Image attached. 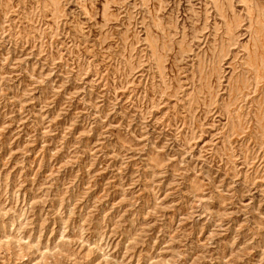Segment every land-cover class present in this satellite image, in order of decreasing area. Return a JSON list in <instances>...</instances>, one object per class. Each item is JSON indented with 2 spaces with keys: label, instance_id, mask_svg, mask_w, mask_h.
<instances>
[{
  "label": "rangeland",
  "instance_id": "rangeland-1",
  "mask_svg": "<svg viewBox=\"0 0 264 264\" xmlns=\"http://www.w3.org/2000/svg\"><path fill=\"white\" fill-rule=\"evenodd\" d=\"M0 264H264V0H0Z\"/></svg>",
  "mask_w": 264,
  "mask_h": 264
}]
</instances>
